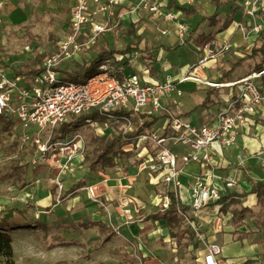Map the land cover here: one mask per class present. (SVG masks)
I'll list each match as a JSON object with an SVG mask.
<instances>
[{
  "label": "crops",
  "instance_id": "obj_1",
  "mask_svg": "<svg viewBox=\"0 0 264 264\" xmlns=\"http://www.w3.org/2000/svg\"><path fill=\"white\" fill-rule=\"evenodd\" d=\"M140 1L127 0L118 9L124 15V21L127 13L130 21L138 23L136 31L140 27L141 31L147 32V39L143 37L144 34L141 35L143 41L139 49L131 53L137 54L133 58L134 64L130 66L127 63L131 54L124 57L122 64H125V74L138 73L143 83L148 84L161 83L172 77L177 91L181 92L168 94L162 101L164 109L149 115L148 120L158 119L149 135L169 132L172 116L182 117L196 126L212 124L218 112L238 92V87H228L227 84L254 73V65L258 59L246 58L240 64L238 61L250 55L255 45H261L258 40L260 33H256L253 27L260 25L264 28V0L254 6L256 18L247 15L245 0H219V3L214 0H148L150 4L159 5V13L144 7V11L141 7L136 12H131ZM76 2L77 0L70 8L63 39L70 33L71 11ZM95 10L96 4H93L92 11ZM167 13L174 14L177 20L167 21ZM215 15L217 21L211 22L209 18ZM178 21L189 26L185 42L180 40ZM88 29L89 27L84 28L83 32H88ZM209 35H213L220 43H231L233 49L217 61L199 66L203 47L198 43L202 37ZM103 37L105 36L97 44H106L101 43ZM81 40L83 42L84 37ZM179 47L186 51L187 63L184 67L179 66L180 62L169 63L170 54ZM88 49L94 50L93 46ZM156 65L161 66V73L157 72ZM172 70L177 72V76L171 73ZM230 70L232 72L228 75ZM162 73L167 74L163 76ZM223 75L228 78L222 80ZM183 78L190 79L180 83ZM188 81L194 85V90L184 93L180 86ZM206 82L221 86H207ZM256 83L264 92V76L257 79ZM195 92L199 94V100L193 96L192 93ZM139 116L133 122L132 130ZM115 127L107 130L104 135L116 136L121 129L120 126H117L119 130ZM90 132L85 130L87 140ZM141 143L143 142L138 139L129 141L122 144L123 150L125 153L131 152L135 146L140 147ZM147 146L144 149L143 143L136 153L137 157L130 155L128 160L119 158V165L106 171H90L85 168V155L72 159L67 164L68 168L64 167V157L48 155L41 160L44 163L40 169H48L51 164L55 176L62 174L63 196L66 195L62 202L69 204L70 209L88 212L89 218L86 221L75 222L69 228L75 232L78 228L89 230L101 225L126 245L128 253L137 250L146 264H204V255L210 244L221 247V253L217 256L218 264H264L263 234L257 232L249 217L238 223L234 217L235 209L248 208L254 214L261 211L257 197L253 194L241 197L238 205L225 210L218 203H210L200 211L190 210L182 226L189 234L182 237L171 234L168 220L162 217L166 186L162 181L156 180L149 170L143 169L154 156V147L151 144ZM170 146L178 153L186 151L180 145ZM211 153L213 163L210 166L197 162L187 165L179 163L183 173L180 176L181 186L177 189V198L183 205L191 206V187L198 177L219 190L221 195L228 192L248 193L254 181L264 180V165L261 161L264 159V106L252 117L250 126L238 135L235 146L226 148L214 145ZM23 154L33 157L35 152ZM231 180L235 181L234 186L227 187L226 183ZM61 203L51 193L46 194L36 207L49 212L54 208H61ZM32 208L31 205L25 209L18 208L24 211L21 214L14 213L25 216ZM249 231L250 234L242 239L241 234Z\"/></svg>",
  "mask_w": 264,
  "mask_h": 264
},
{
  "label": "built area",
  "instance_id": "obj_2",
  "mask_svg": "<svg viewBox=\"0 0 264 264\" xmlns=\"http://www.w3.org/2000/svg\"><path fill=\"white\" fill-rule=\"evenodd\" d=\"M126 1L77 0L71 11L70 33L59 43V51L45 60L44 68L38 74L21 75L13 72L9 76L0 59V115L14 120V129L22 127L17 139L20 141V149L31 144L32 148H36L34 156L39 161L48 155L60 156L66 158L64 167L68 168L67 164L72 159L84 157L86 153L85 129L102 136L107 130L120 126V132L126 136L133 131V121L126 114L116 112L154 115L164 109L162 101L168 94L181 93L177 91L172 77L161 83L148 84L143 83L138 73L126 75L125 64H122L123 56H118L113 63L103 64L85 83L65 81L57 70L62 61L72 59L84 47L90 48L110 29H114L118 23L116 17L123 19L124 15L118 9ZM259 2L260 0L244 1L248 16L257 17L254 6ZM93 4H96L94 12ZM141 7L151 12H160L159 5L150 4L148 0H141L131 12H136ZM165 19L177 20L172 13L165 14ZM86 27H89L88 32H83ZM177 27L181 42H185L189 26L178 21ZM263 29L260 25L253 27L256 33ZM232 49L231 43H220L212 39L203 48L198 65L204 66L210 61H217ZM136 55L134 53L128 57V65L134 64L133 58ZM263 75L264 69L227 84L228 87H238V92L218 112L212 124L196 126L182 117L172 116L169 132L162 135L152 133L138 138L144 143V149L148 148V144L154 147V156L143 169L149 170L156 180L165 184L164 209L170 205L169 193L177 197V189L181 186L180 176L183 170L179 163L187 165L197 162L210 166L213 163L211 152L214 145L226 148L236 145L238 135L250 126L252 117L264 106V92L256 83ZM189 79L183 78L180 83ZM206 85L221 86L214 82H206ZM90 112L94 117L88 118L82 128L64 139L54 140L55 130L61 123ZM170 145H180L186 151L178 153ZM261 161L264 165V159ZM57 184L60 191H63V182L58 180ZM234 184L235 181L231 180L226 186L233 187ZM191 196L192 210L200 211L210 203H217L221 194L198 177L191 187ZM220 253V245H208L204 264H218L217 256Z\"/></svg>",
  "mask_w": 264,
  "mask_h": 264
},
{
  "label": "rangeland",
  "instance_id": "obj_3",
  "mask_svg": "<svg viewBox=\"0 0 264 264\" xmlns=\"http://www.w3.org/2000/svg\"><path fill=\"white\" fill-rule=\"evenodd\" d=\"M74 2L75 0H0V58L3 59L9 76L14 71L32 68L39 55L46 54L49 57L59 51V43L65 36L66 23ZM127 15L126 13L125 25L129 26ZM122 33L110 29L104 34L101 43L106 42L108 47L123 50L128 43L136 42ZM137 33L144 34L143 37L147 39L146 30L141 31L138 27ZM94 54V50L84 47L80 54L62 61L59 65L62 78L70 82L85 83L84 78L80 81L67 80L66 71L72 70L76 62L92 60ZM186 57L185 49L179 47L170 54L169 63L180 62L179 66L184 67ZM160 68L161 66L156 65L157 72L161 73ZM171 73L175 75L177 72L172 70ZM162 74L165 76L167 73ZM191 85L188 81L180 88L184 93H189L194 90V85ZM196 93L192 94L199 100L200 96ZM115 128L119 130L117 126ZM21 132L22 127L17 126L12 133L0 137V222L8 217L19 225L29 226L12 231V264H146L137 250L128 253L126 245L101 225L89 230L78 228L75 232L69 228L75 222L86 221L89 218L88 212L70 209L69 204L62 202L64 193L57 184L62 174L55 176L51 164L48 169H40L44 162L35 156L23 154H36V148L29 144L25 149H20V141L17 139ZM92 134L94 133H89L88 139L92 138ZM142 145L143 143L140 147ZM140 147L135 146L133 151L123 155L115 152L113 168L119 165V158L128 160L130 155L137 157ZM91 150L90 147L87 151L89 157ZM83 166L89 168L88 164ZM95 167L97 170L101 169V165ZM50 192L57 201L60 198L59 203L62 202L63 206L49 212L39 210L36 205ZM30 205L33 208L25 216L10 212L11 209H25ZM1 264L9 263L3 260Z\"/></svg>",
  "mask_w": 264,
  "mask_h": 264
},
{
  "label": "trees",
  "instance_id": "obj_4",
  "mask_svg": "<svg viewBox=\"0 0 264 264\" xmlns=\"http://www.w3.org/2000/svg\"><path fill=\"white\" fill-rule=\"evenodd\" d=\"M215 3H219V0H214ZM118 14V12H117ZM209 20L211 22L217 21L216 15L210 17ZM117 25L114 27L116 32H123L126 37L135 40V43H128L123 50H119L115 47H108V45H99L95 43L93 45V49L95 51L94 58L92 60H87L82 63H74V68L70 71H66L67 80L80 81L82 78L88 79L92 75L96 74L100 67L106 63H113L118 56L125 57L127 54H131L134 51L139 49L140 43L143 41V37L141 35H137L136 27L137 22L130 21L129 26H126L125 21L123 19L116 17ZM228 22V21H227ZM214 39L213 35H209L207 37H202L201 42L198 43L201 47H205V45ZM261 42V45L254 46L251 50V54L247 57L240 59L238 63H242L246 60V58L250 59H258V61L254 65L253 72H261L264 69V29L260 32V36L258 39ZM48 55L42 54L37 58L34 66L27 71H15L21 75H35L41 72L44 68V62L47 59ZM59 70V69H57ZM232 70L229 71L228 75L231 74ZM264 76V75H263ZM227 76L223 75L222 80H226ZM64 79V78H63ZM66 81V80H65ZM120 114H126L129 116L132 121H137L139 115L132 112H116ZM90 117H94L92 112L83 114L80 116L72 117L71 119L61 123L55 130L54 140L64 139L69 136L75 130L80 129L84 126L86 120ZM149 115L141 114L138 118V122L136 123L133 131L124 136L123 132H119L116 136H97L92 134V138L87 140V151L90 150L91 147V157H89L87 151L85 154V162L84 164H88L90 171H98L95 166L101 165L102 171H106L110 168H113L114 163V154L115 152H120V155L125 154L123 150V145L129 141H133L138 139L142 135H148L150 131L153 129L156 124V118L148 120ZM136 118V119H135ZM141 120H144L141 123ZM14 120L8 119L3 115H0V137L5 134L12 133L14 129ZM125 138V139H123ZM123 144V145H122ZM117 148V151H116ZM253 194L257 197L258 205L261 208V211L258 214H254L252 210L248 208H241L234 210L235 222L238 223L244 220L246 217H249L257 232L262 233L264 236V180L254 181L252 184V188L248 193L238 194L235 192H228L227 194H223L220 196L217 201L218 204L221 205V209L225 210L234 205L239 204V200L241 197ZM66 195L62 196L65 198ZM170 197V205L168 208H162V217L166 218L169 223V227L171 230V234L174 237L185 236V234H189L188 230H183L182 226L186 220L187 212L192 210V206L183 205L180 200L173 194L169 193ZM24 210L11 209L10 212H19L20 214ZM0 226L4 228H0V264L3 260H6L9 264H12L14 257V249H13V237L12 231L18 228L29 227L24 225H19L16 222H13L8 217H5L1 222ZM248 233L241 234V238H245L250 234Z\"/></svg>",
  "mask_w": 264,
  "mask_h": 264
}]
</instances>
